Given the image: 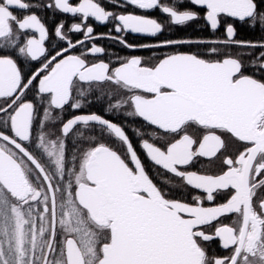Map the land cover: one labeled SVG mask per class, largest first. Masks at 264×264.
Masks as SVG:
<instances>
[{"label":"snow or ice","instance_id":"1","mask_svg":"<svg viewBox=\"0 0 264 264\" xmlns=\"http://www.w3.org/2000/svg\"><path fill=\"white\" fill-rule=\"evenodd\" d=\"M0 264H264V0H0Z\"/></svg>","mask_w":264,"mask_h":264},{"label":"flooded vegetation","instance_id":"2","mask_svg":"<svg viewBox=\"0 0 264 264\" xmlns=\"http://www.w3.org/2000/svg\"><path fill=\"white\" fill-rule=\"evenodd\" d=\"M102 2H107V0H102ZM97 32H104L107 31V29L104 26H98L97 27ZM210 30L207 31H202L200 29H197L195 25H193L192 28H189L185 31H174V32H165L164 37L162 38H173V39H180V38H191V39H198V38H207ZM218 35V34H217ZM238 35L241 37L247 39V38H255L258 36V33H249V32H239ZM128 39L130 41H135L139 39L138 36L129 34ZM101 43L109 50L112 52H117L120 55H125L127 54V50L121 49L119 45L113 44L108 40L101 41ZM142 55H150V52H143V53H138ZM146 167H148L147 162ZM152 178L154 179L155 182L160 183L162 180H166L167 177H158L155 172H151Z\"/></svg>","mask_w":264,"mask_h":264}]
</instances>
